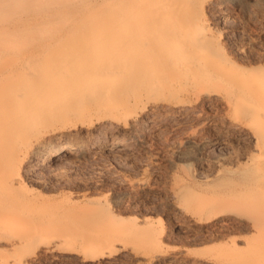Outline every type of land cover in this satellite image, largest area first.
Masks as SVG:
<instances>
[{
	"label": "bare ground",
	"instance_id": "1",
	"mask_svg": "<svg viewBox=\"0 0 264 264\" xmlns=\"http://www.w3.org/2000/svg\"><path fill=\"white\" fill-rule=\"evenodd\" d=\"M230 1L0 0V249L6 243L15 254L1 255L0 264H29L46 222L40 215L19 214L16 191L23 157L42 148L41 164H62L98 138L77 145L43 143L45 133L93 119L126 121L137 107L148 105L184 110L188 101L182 94L220 103L232 127L245 135L249 149L242 177L255 181L257 189L249 192L251 199L242 196L216 213L240 216L234 207L244 208L254 215L253 226L264 232V64L251 59L241 64L228 56L220 30L207 15L211 6ZM133 142L116 139L110 148H130ZM228 171L216 172L227 180ZM191 197L188 208L194 207ZM74 214L73 223L86 232L74 226L71 231L66 223L67 232L43 241L44 252L60 249L93 263L126 246L122 239L132 228L124 219L129 229L102 206L85 205ZM133 226L143 233L148 227L146 221ZM12 228L17 235L7 234ZM140 236L149 243L146 233Z\"/></svg>",
	"mask_w": 264,
	"mask_h": 264
},
{
	"label": "rangeland",
	"instance_id": "2",
	"mask_svg": "<svg viewBox=\"0 0 264 264\" xmlns=\"http://www.w3.org/2000/svg\"><path fill=\"white\" fill-rule=\"evenodd\" d=\"M207 15L220 30L228 56L241 64H249L250 59L264 64V0H232L219 8L211 6ZM182 98L188 101L184 110L166 109L162 104L157 108L148 105L145 110L137 107L126 121L93 119L42 136L43 143L69 141L74 145L92 136L98 138L62 164H41L42 148L23 157L19 167L22 182L16 191L21 202L19 214L50 220L42 225L35 239L37 255L28 256L29 264L264 261V232L253 226L251 211L236 206L240 216L216 213L223 206L236 205L242 196L251 199V191L257 189L255 181L242 177V163L249 149L245 135L232 127L228 110L220 103L199 101L189 94H182ZM116 139H133V146L111 149ZM220 168L228 169L231 178L225 180L222 173L217 174ZM186 190L193 191H187L193 195ZM188 196H192V208L186 206ZM85 205L104 207L117 217V224L124 219L130 229L122 221L119 224L132 228L122 239L126 246H117V251L96 258L93 263H85L81 256L62 253L60 249L44 252L43 241L67 232L66 223L70 230L71 226L76 232L87 230L72 220V214H80ZM145 221L149 243L138 238L145 234L144 230L133 226H142ZM136 231L141 233L138 237ZM7 232L15 236L18 231L12 228ZM7 248L3 243L0 256H15Z\"/></svg>",
	"mask_w": 264,
	"mask_h": 264
}]
</instances>
